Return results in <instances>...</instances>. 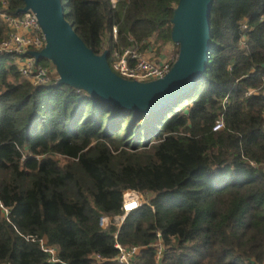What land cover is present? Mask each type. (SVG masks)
<instances>
[{"label":"trees","instance_id":"trees-1","mask_svg":"<svg viewBox=\"0 0 264 264\" xmlns=\"http://www.w3.org/2000/svg\"><path fill=\"white\" fill-rule=\"evenodd\" d=\"M60 1L75 34L109 63L128 39L170 42L178 0ZM22 7L6 0L3 11ZM209 29L202 76L148 114L56 80L31 86L0 55V203L9 208L0 264H48L39 239L64 264H96L93 255L116 264L114 235L145 247L132 264H154L156 232L160 264H264V0H213ZM5 33L0 21V41ZM219 117L223 128L213 132ZM128 190L145 200L119 227L102 229Z\"/></svg>","mask_w":264,"mask_h":264},{"label":"water","instance_id":"water-1","mask_svg":"<svg viewBox=\"0 0 264 264\" xmlns=\"http://www.w3.org/2000/svg\"><path fill=\"white\" fill-rule=\"evenodd\" d=\"M213 0H178L170 19V42L176 58L160 79L136 82L116 76L107 52L95 55L65 21L60 0H22L15 14L34 15L44 38L38 52L26 54L48 61L55 85H65L124 110L152 113L168 106L193 88L205 71L210 49L209 10Z\"/></svg>","mask_w":264,"mask_h":264},{"label":"built area","instance_id":"built-area-1","mask_svg":"<svg viewBox=\"0 0 264 264\" xmlns=\"http://www.w3.org/2000/svg\"><path fill=\"white\" fill-rule=\"evenodd\" d=\"M111 7L114 6L115 0H109ZM6 0H0V21L6 28L5 38L0 41V55L11 56L16 72L19 77L29 83L31 86L44 85L52 80H56V74L52 66H41L35 62L33 57L26 53L29 51L38 52L44 46V38L39 29L34 15L30 12L12 15L8 14L5 9ZM111 38L115 40V28L110 30ZM132 44L125 48L114 49L109 56V69L118 77L136 82H147L162 78L170 69L176 58V54H168L161 60H150L147 58L139 47L146 44L140 42ZM264 93V81H263ZM255 94L253 91L247 92L246 95ZM223 128V123L219 117L213 124V132ZM142 204L140 196L135 191H124L121 196L120 212L121 214L112 218L103 217L100 220V227L106 228L113 221L116 227H119L125 217L132 211L136 210ZM0 215L8 221L9 208L0 203ZM114 238L113 248L116 251L111 261L116 264H132L136 255L145 247L125 246L118 243ZM26 241L34 242V237L24 238ZM39 250L46 255L48 264H64L57 258V250L46 244L44 239L37 240ZM154 250V264H160L164 245L159 232L155 233V242L150 246ZM96 264H101L105 260L97 255L91 256Z\"/></svg>","mask_w":264,"mask_h":264},{"label":"crops","instance_id":"crops-1","mask_svg":"<svg viewBox=\"0 0 264 264\" xmlns=\"http://www.w3.org/2000/svg\"><path fill=\"white\" fill-rule=\"evenodd\" d=\"M156 49L159 51L157 55L154 54ZM171 47L168 45V42L159 45L158 43H154L153 39L147 41L146 46L142 50L144 52V55L149 58L150 60H161L167 57V55L171 52ZM153 52V53H152Z\"/></svg>","mask_w":264,"mask_h":264},{"label":"rangeland","instance_id":"rangeland-1","mask_svg":"<svg viewBox=\"0 0 264 264\" xmlns=\"http://www.w3.org/2000/svg\"><path fill=\"white\" fill-rule=\"evenodd\" d=\"M168 45L172 48L171 49V52L169 53V54H172V55H174L175 54V47H176V45L175 44H173L172 42H168ZM177 49V48H176ZM159 50V49H158ZM157 49H156V51L154 52V54L155 55H157V53L159 52ZM144 53V52H143ZM153 53V52H152ZM248 92H250V91H248ZM137 193V192H136ZM139 196H140V200H141V202L143 203V196L142 195H140L139 193H137ZM145 200V199H144Z\"/></svg>","mask_w":264,"mask_h":264}]
</instances>
